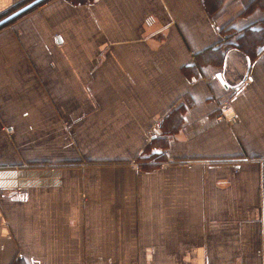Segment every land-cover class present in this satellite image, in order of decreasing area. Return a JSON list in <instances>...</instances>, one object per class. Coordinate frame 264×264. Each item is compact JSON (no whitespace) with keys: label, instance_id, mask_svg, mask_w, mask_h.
Instances as JSON below:
<instances>
[{"label":"crops","instance_id":"0c3cea01","mask_svg":"<svg viewBox=\"0 0 264 264\" xmlns=\"http://www.w3.org/2000/svg\"><path fill=\"white\" fill-rule=\"evenodd\" d=\"M254 1L49 0L0 31V264H264V47L222 32Z\"/></svg>","mask_w":264,"mask_h":264},{"label":"trees","instance_id":"16d2710c","mask_svg":"<svg viewBox=\"0 0 264 264\" xmlns=\"http://www.w3.org/2000/svg\"><path fill=\"white\" fill-rule=\"evenodd\" d=\"M47 1L49 0H44V3ZM69 1L74 4H84V3L95 1V0H69ZM225 1L226 0H203L206 10L211 16L215 15L223 8ZM254 5L257 6L256 8H264V0H255L249 6L248 10L252 9ZM34 8H36V6L33 7L32 9ZM21 9L19 8L17 10L19 11ZM5 16H3L4 18L2 17L0 19V22L9 17L8 16L5 18ZM10 22L5 23L4 25L0 26V30L7 27ZM222 32L226 36H229V35L237 36V39L234 43H228V46H229L228 49L232 48L233 46L238 47L240 50H242L248 55V58L252 62L257 59V57L259 56V51L264 47V26H257V27L249 26L243 30H238L236 28L228 26L225 29H223ZM214 51L218 52L219 56L217 54L215 57L216 59H218V65L222 66L225 62V56H226L223 48L216 49ZM182 124H183L182 115L180 113L178 114L174 112L170 114L165 121H163L162 130L167 135L176 134L181 129ZM158 158H160L159 154H155L151 156V159H158Z\"/></svg>","mask_w":264,"mask_h":264},{"label":"rangeland","instance_id":"374dc122","mask_svg":"<svg viewBox=\"0 0 264 264\" xmlns=\"http://www.w3.org/2000/svg\"><path fill=\"white\" fill-rule=\"evenodd\" d=\"M33 1H35V0H24L23 2H19L18 4H16V5H14L12 8H10L9 10H6V12H3V13H1L0 14V19L3 17V16H5V18L6 17H8V16H10L11 14H13L14 12H16V11H18L17 9H21V8H23V7H25V6H27L28 4H30L31 2H33ZM255 6V5H254ZM253 6V8L252 9H247V10H245L241 15H244V16H251V15H253V14H255L256 12H261V14L259 15L260 16V18L258 19V21L257 22H255L254 24H252V26L254 27H257V26H264V8H256L257 6H255L254 7ZM36 8H37V6H36ZM13 10H15V11H13ZM35 10V8L34 9H30L29 11H27V12H25L24 14H22V15H20L19 17H17V18H15V19H13V21H12V23H14V22H16L17 20H19V19H21V18H23V17H25L26 15H28L29 13H31L32 11H34ZM12 11V12H11ZM11 12V13H10ZM8 14V15H7ZM254 17H256V15H253ZM4 18V17H3ZM11 23V22H10ZM10 23H9V25L7 26V27H9L10 26ZM11 23V24H12ZM7 27H5V28H3V29H6ZM3 29H1V30H3ZM0 30V31H1ZM246 82V81H245ZM250 82V81H249ZM245 83H243L242 85H239L240 87H241V90H240V92H236L235 93V95H239L240 93H241V91L244 89L243 87V85H244ZM224 107V106H223ZM222 107V108H223ZM222 110V109H221ZM221 113H222V111H221ZM224 121V120H223ZM221 122V121H220ZM152 141H154V140H152ZM161 158V157H160ZM160 158H158V159H160ZM162 159H164V158H162ZM156 160L155 162H154V164L153 165H156L159 169H161V170H163V169H165L166 167H169L170 165H176V162L175 161H163V160ZM179 164V163H178Z\"/></svg>","mask_w":264,"mask_h":264},{"label":"built area","instance_id":"2783aa9c","mask_svg":"<svg viewBox=\"0 0 264 264\" xmlns=\"http://www.w3.org/2000/svg\"><path fill=\"white\" fill-rule=\"evenodd\" d=\"M232 91H234V93H236V92H240V90H241V87L240 86H237V87H233L232 89H231ZM222 113H221V116L219 117V118H217V120L218 121H222V120H224V119H226V120H235L236 119V114H234L233 113V111H232V109L229 107V105H227V104H225L224 105V107L222 108ZM157 130H159L158 128H156V131ZM150 138V140H151V137H149ZM149 138H148V140H149ZM187 167L188 168H192V164H187ZM24 192V189L22 188V187H19L18 189H17V193L19 194V195H22V193Z\"/></svg>","mask_w":264,"mask_h":264},{"label":"water","instance_id":"95a60500","mask_svg":"<svg viewBox=\"0 0 264 264\" xmlns=\"http://www.w3.org/2000/svg\"><path fill=\"white\" fill-rule=\"evenodd\" d=\"M44 0H38L32 4H29L28 6L22 8L21 10L17 11L16 13H14L13 15L9 16L8 18H6L5 20L0 22V26L4 25L5 23H8L9 21L19 17L20 15L24 14L25 12L29 11L30 9H32L34 6H36L38 3L42 2Z\"/></svg>","mask_w":264,"mask_h":264}]
</instances>
